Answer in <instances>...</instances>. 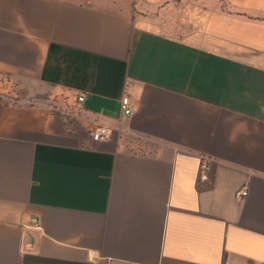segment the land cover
Returning <instances> with one entry per match:
<instances>
[{
	"label": "crops",
	"instance_id": "obj_1",
	"mask_svg": "<svg viewBox=\"0 0 264 264\" xmlns=\"http://www.w3.org/2000/svg\"><path fill=\"white\" fill-rule=\"evenodd\" d=\"M0 264H264V0H0Z\"/></svg>",
	"mask_w": 264,
	"mask_h": 264
},
{
	"label": "built area",
	"instance_id": "obj_2",
	"mask_svg": "<svg viewBox=\"0 0 264 264\" xmlns=\"http://www.w3.org/2000/svg\"><path fill=\"white\" fill-rule=\"evenodd\" d=\"M84 97H78V102H83ZM120 110L124 116H130L131 114L137 111V106L132 103L128 96H123L120 101ZM111 134V129L106 125H98L94 131L92 132L91 139L94 142H104L106 141ZM212 161L209 157H201L200 158V170L197 178V186L198 188H208L210 187L212 181L210 178ZM235 196L237 198H243L247 196V190H241L236 192ZM32 222L35 224L36 229H39L38 222L36 219H32Z\"/></svg>",
	"mask_w": 264,
	"mask_h": 264
},
{
	"label": "trees",
	"instance_id": "obj_3",
	"mask_svg": "<svg viewBox=\"0 0 264 264\" xmlns=\"http://www.w3.org/2000/svg\"><path fill=\"white\" fill-rule=\"evenodd\" d=\"M139 147H144L145 149H154L155 145L149 141L144 142V140H138L136 143Z\"/></svg>",
	"mask_w": 264,
	"mask_h": 264
}]
</instances>
